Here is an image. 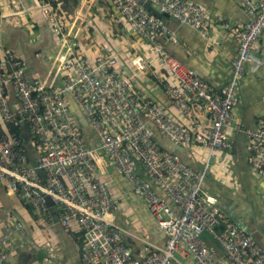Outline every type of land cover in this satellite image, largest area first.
Instances as JSON below:
<instances>
[{
    "label": "built area",
    "instance_id": "built-area-1",
    "mask_svg": "<svg viewBox=\"0 0 264 264\" xmlns=\"http://www.w3.org/2000/svg\"><path fill=\"white\" fill-rule=\"evenodd\" d=\"M63 1L36 0L59 46L49 80L27 78L18 57L0 44V191L29 203L38 217L49 222L48 196L55 220L65 228L74 222L81 229L82 264H186L189 257L187 264H264V248L219 212L216 199L203 188L217 154L232 150L229 132L240 130L234 114L237 90L245 64L252 70L261 64L257 51L264 36V0H241L248 20L236 31L237 53L220 92L157 41L176 42L163 13L203 34L211 22L205 6L194 0H112L123 29L151 40L156 64L164 72L168 105L180 118L136 89L137 73L152 71L144 57L132 58L134 71L124 70L115 53L90 57L75 41L74 21L70 24L60 11ZM145 1L157 8V14L146 8ZM9 3V17L14 20L23 11L19 0ZM82 15L78 11L75 21ZM9 91L16 108L10 105ZM69 96L90 135L83 134L72 116ZM18 122L27 128L28 147L7 128ZM150 125L191 155L201 154V165L191 166L161 147ZM244 132L249 169L264 179V119ZM200 147L204 153L197 150ZM111 171L125 177L143 200L164 232L162 248H152L138 259L132 256L114 221L117 200L106 179ZM15 231L24 234L23 225L7 214L0 230V264L16 253L11 239ZM45 246L48 258L60 264L51 243L46 241Z\"/></svg>",
    "mask_w": 264,
    "mask_h": 264
},
{
    "label": "crops",
    "instance_id": "crops-1",
    "mask_svg": "<svg viewBox=\"0 0 264 264\" xmlns=\"http://www.w3.org/2000/svg\"><path fill=\"white\" fill-rule=\"evenodd\" d=\"M194 1L205 6L210 12L211 22L207 30L201 34L190 26L168 18L166 24L175 34L176 42L163 38H158L157 41L164 45L168 53L191 68L215 91L220 92L230 78L232 61L237 53L236 31L248 20V15L241 7V0ZM19 2L23 12L12 20L9 17V0H0V44L18 57L24 65L27 78L49 80L53 58L59 47L56 37L36 0ZM146 8L152 14H157L156 7ZM60 11L67 16L70 24L74 21V29H78L75 41L78 44L81 42L79 46L87 51L90 57L115 53L119 56L121 67L132 71L135 70L132 64L135 55L144 57L148 63L151 62L149 66L152 71L137 73L133 79L136 89L180 118L168 105L162 87L164 72L160 65L156 64L151 40L123 29L118 22L119 13L112 0H64L60 3ZM78 11L83 14L77 19L80 28L79 22L75 21ZM102 26L108 29L109 35L107 32H104V35L98 33L99 27ZM106 46L111 48L106 49ZM257 56L261 64L256 70L245 64V72L238 86V101L234 114L240 124V130L229 132L232 150L217 154L213 172L205 179L203 188L214 196L215 207L219 212L245 229L264 248V179L252 174L249 169V145L244 132L255 128L258 121L264 119V36L258 40ZM9 101L11 107H17L12 92ZM80 115L82 116L81 113ZM200 117L204 123H208V118L204 115ZM82 119L86 122L84 117ZM86 132L91 134L88 124ZM161 141L168 150L179 151L185 163L197 167L201 165V154L194 156L186 149L188 156L183 148L164 138ZM26 145L29 146L27 143ZM198 149L201 153L205 152L201 147ZM106 179L117 200L114 221L121 228L123 240L132 256L138 259L152 248H162L165 242L164 232L147 211L141 197L133 192L131 183L117 171H111ZM54 211L49 212L52 221L34 218L14 196L5 190L0 191V230L7 214L21 222L24 229V234L13 232L11 239L16 253L9 256L4 264H23V261L53 264L55 259L48 258L46 241H49L57 252L58 263L82 264L81 229L74 222L66 228L61 226L55 220ZM190 259L186 258L184 262L187 264Z\"/></svg>",
    "mask_w": 264,
    "mask_h": 264
},
{
    "label": "water",
    "instance_id": "water-1",
    "mask_svg": "<svg viewBox=\"0 0 264 264\" xmlns=\"http://www.w3.org/2000/svg\"><path fill=\"white\" fill-rule=\"evenodd\" d=\"M144 5L148 7L149 6V1H145L144 2ZM163 17L164 18H169L168 14H165V13H163ZM68 103H69V107H70V111H71L72 116L75 118V120L79 124V126H80L82 132L84 133V135H87L86 129H87V124L88 123L87 122H84V120L82 119L83 117L80 115V113H79V111L77 109V106H76L75 102L72 100V98L70 96H69V99H68ZM150 126H151L152 132L154 134L153 135L154 139L158 143L159 142L161 143L162 142L161 139H163V137L158 133L157 129L154 126H152V125H150ZM175 154H178V153H175ZM45 200H46L47 205L50 207V211L52 212L53 211V208L51 207V205H52L51 199L48 196H46L45 197ZM262 233L264 234V229H262ZM24 262H26V261H23V263Z\"/></svg>",
    "mask_w": 264,
    "mask_h": 264
},
{
    "label": "trees",
    "instance_id": "trees-1",
    "mask_svg": "<svg viewBox=\"0 0 264 264\" xmlns=\"http://www.w3.org/2000/svg\"><path fill=\"white\" fill-rule=\"evenodd\" d=\"M75 3H76V2H75ZM7 128H8L11 132L18 133L19 136L22 137V138L26 141L27 144H29V140H30V138H29V136H28V132H27V128H26V126H25V127L22 126V125L20 124V122H18V124L8 123V124H7ZM159 144L161 145V147H163V148H165V149H168V148H166L162 143L159 142ZM181 148H182V147H181ZM183 149L185 150L186 154L189 156V154H188L186 148H183ZM168 151H169V150H168ZM170 151L173 152V153H179V151H177V150H176V151H172V150H170ZM179 155L181 156V159L184 161V157L182 156V154L179 153ZM184 162H185V161H184ZM17 201H19V200H17ZM19 202L22 203L23 206H24L26 209L29 210V212H31V214L33 215L34 218H37V217H38L37 212L34 210V208H33L29 203H26V202H24V201H22V202L19 201ZM80 241H81V243H82V241H83V237L80 238Z\"/></svg>",
    "mask_w": 264,
    "mask_h": 264
},
{
    "label": "rangeland",
    "instance_id": "rangeland-1",
    "mask_svg": "<svg viewBox=\"0 0 264 264\" xmlns=\"http://www.w3.org/2000/svg\"><path fill=\"white\" fill-rule=\"evenodd\" d=\"M102 27H103V29H102ZM102 27H99V30H98L99 34L104 35V32H107V33L109 32L108 29H105L106 27H104V26H102ZM108 35H109V33H108ZM79 44H81V42H79ZM108 48H111V47L106 46V49H108ZM86 136H88V134Z\"/></svg>",
    "mask_w": 264,
    "mask_h": 264
}]
</instances>
